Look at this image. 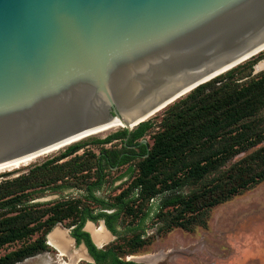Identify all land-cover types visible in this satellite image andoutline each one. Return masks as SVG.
<instances>
[{
  "label": "water",
  "instance_id": "95a60500",
  "mask_svg": "<svg viewBox=\"0 0 264 264\" xmlns=\"http://www.w3.org/2000/svg\"><path fill=\"white\" fill-rule=\"evenodd\" d=\"M263 56L264 0H0V175Z\"/></svg>",
  "mask_w": 264,
  "mask_h": 264
},
{
  "label": "trees",
  "instance_id": "16d2710c",
  "mask_svg": "<svg viewBox=\"0 0 264 264\" xmlns=\"http://www.w3.org/2000/svg\"><path fill=\"white\" fill-rule=\"evenodd\" d=\"M254 62L199 86L130 135L121 129L84 139L0 182V248L21 243L1 256L0 264L48 252V234L70 219L72 236L86 243L97 264H137L124 260L127 252L119 247L97 249L83 231L86 223L103 220L118 239L133 233L129 253H135L148 241L142 225L152 199L160 198L153 217L156 234L193 231L207 227L214 207L264 182V72L252 76ZM151 133L152 145L142 144ZM114 142L122 147H106ZM124 166V175L113 182L129 176V187L113 199L98 195L109 172ZM72 188L83 192L70 200L37 201Z\"/></svg>",
  "mask_w": 264,
  "mask_h": 264
},
{
  "label": "rangeland",
  "instance_id": "374dc122",
  "mask_svg": "<svg viewBox=\"0 0 264 264\" xmlns=\"http://www.w3.org/2000/svg\"><path fill=\"white\" fill-rule=\"evenodd\" d=\"M262 72H264V56L255 60L252 76ZM161 114L162 112L158 115ZM121 129L123 127L94 137L105 138ZM152 134L144 138L149 145L153 143ZM106 147L121 148L122 142H114ZM89 149H93V147H89ZM95 151L98 152V150ZM60 152L52 154L48 158L56 156ZM81 154L82 152H80ZM46 159L47 157L31 165L41 163ZM30 166L13 171L10 176L0 177V182L28 173ZM127 168L128 166H124L109 172L107 183L97 194L113 199L127 189L133 181L129 176L113 182L114 179L124 175ZM80 192L82 193L83 190L79 191L76 188L64 189L49 193L46 197L37 201L70 200L78 198ZM159 199L151 203L149 214L142 225V229L146 230V240L148 241L137 252L129 253L132 248L131 240L134 237L133 233L130 232L126 233L125 237L121 239H114L111 233H108L107 238L99 245L106 244V247H119L123 252H127L122 256L124 260L134 259L132 261L147 264H264V182L254 189L234 197L231 201L214 207L210 213L207 227L198 225L194 227L193 231L173 228L170 231L156 234L153 217L158 210ZM87 204L95 207L90 202H87ZM71 224V219L66 220L58 223L52 231L61 229L68 237L72 227ZM93 225L100 227L101 222ZM87 228L90 231L93 230L90 223ZM20 246L21 243H16L0 248V257L18 249ZM49 247L48 252L26 259L18 264H92L85 256V251L82 248H77L75 243H72L64 252L55 244L49 245Z\"/></svg>",
  "mask_w": 264,
  "mask_h": 264
},
{
  "label": "bare ground",
  "instance_id": "6f19581e",
  "mask_svg": "<svg viewBox=\"0 0 264 264\" xmlns=\"http://www.w3.org/2000/svg\"><path fill=\"white\" fill-rule=\"evenodd\" d=\"M261 67V65H260ZM158 115V114H157ZM123 125H118L114 128H111L103 133H100L98 135H101V134H104V133H108L114 129H118V128H122ZM42 160V159H41ZM38 162V161H36ZM34 162V163H36ZM33 164V163H32ZM31 164L27 165V166H30ZM25 166V167H27ZM24 168V167H23ZM21 169V168H20ZM102 225V224H101ZM90 227H92V231L91 233L93 234V238L95 240V242L98 244H100L101 241H103L104 239L107 238V236L110 234V232H108L107 229H105V227L102 225V227H96L95 225H93V223H90ZM64 231V230H63ZM89 231V230H88ZM90 232V231H89ZM109 233V234H108ZM108 234V235H107ZM73 239L70 238L69 236L67 237V235L61 231V229H55L49 236V243L52 245V244H55L57 245L61 250L66 251V249L73 243ZM98 244V245H99ZM54 246V245H53ZM62 252V253H63Z\"/></svg>",
  "mask_w": 264,
  "mask_h": 264
},
{
  "label": "flooded vegetation",
  "instance_id": "af4514ba",
  "mask_svg": "<svg viewBox=\"0 0 264 264\" xmlns=\"http://www.w3.org/2000/svg\"><path fill=\"white\" fill-rule=\"evenodd\" d=\"M129 149L130 150H135V151H137L138 153H139V150H138V148H136V146H129ZM127 154V156H129V157H134L136 154H134V153H126ZM120 157H123V155L122 156H120ZM101 221H103V220H101ZM101 221H99V223L101 222ZM89 223H91L92 221H88ZM87 222V223H88ZM104 222V221H103ZM86 223V225H85V227L83 228V231H85V232H87V233H89V235H90V238H91V240H92V242H93V244L97 247V249H99V250H102V249H105L106 248V244H103V246L102 247H99V246H97L96 244H95V242L93 241V238H92V236H93V234L91 233V231L89 232L88 231V228H87V225L89 224H87ZM93 224H95V222H92ZM105 223V222H104ZM106 225V224H105ZM100 227H102V225L100 226ZM107 227V226H106ZM74 229V227L73 228H71V230H70V233H69V236L74 240V242L73 243H75V246L77 247V248H82L84 251H85V256L89 259V257L93 260V262H91L90 260V262L92 263V264H97V262H96V260H95V258L90 254V252H89V248L87 247V245H86V243L84 242V241H81L80 243H78L77 242V240H76V238L75 237H73L72 236V230ZM108 229V228H107ZM109 232V231H108ZM111 232V231H110ZM112 233V232H111ZM113 234V233H112ZM113 236L115 237V239H117V236H115L114 234H113ZM94 237V236H93ZM100 243H102V241L100 242ZM99 244V243H98ZM84 247V248H83ZM132 261V260H134V259H129V260H127V261ZM132 262H135V263H137V264H147V263H143V262H138V261H132Z\"/></svg>",
  "mask_w": 264,
  "mask_h": 264
},
{
  "label": "built area",
  "instance_id": "2783aa9c",
  "mask_svg": "<svg viewBox=\"0 0 264 264\" xmlns=\"http://www.w3.org/2000/svg\"><path fill=\"white\" fill-rule=\"evenodd\" d=\"M159 198H155V199H152L151 203H154L156 200H158Z\"/></svg>",
  "mask_w": 264,
  "mask_h": 264
}]
</instances>
